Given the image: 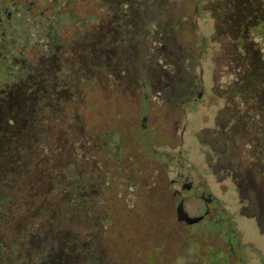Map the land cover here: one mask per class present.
<instances>
[{
	"label": "rangeland",
	"instance_id": "374dc122",
	"mask_svg": "<svg viewBox=\"0 0 264 264\" xmlns=\"http://www.w3.org/2000/svg\"><path fill=\"white\" fill-rule=\"evenodd\" d=\"M181 2L173 0L178 14ZM203 2L192 18L181 17L170 28L168 14L161 16L160 25L149 20L154 0H143L140 34L145 49L139 54L123 49L120 56L127 61L112 57L107 80L96 72L93 82L87 53L65 54L62 86L54 90L33 83L31 132L19 133L16 146L10 133L12 101L8 96L0 101V184L5 180L15 184L0 225V264H35L31 255L38 251L41 264H56L65 249L73 264H143L151 251L154 264H204L200 259L204 234L197 225L189 228L175 218L177 212L194 211L193 203L174 206L168 181L178 171L191 173L199 183L205 179L224 208L235 212L238 190L230 175L240 150L248 147L245 143H256L255 128L263 114L255 103H239L232 93L234 85L228 82L238 71L231 64L238 61L236 51L224 49L213 23L216 13ZM172 36L189 57L178 60L168 52ZM73 56L78 59L72 63ZM44 73L43 68L33 79L47 81ZM81 75L86 85L80 82ZM197 88L202 91L195 98ZM186 95L191 99L183 102ZM244 104L251 106L252 116L242 113L243 124L236 126V118L229 117L239 116ZM37 108L48 110L33 115ZM139 111L147 115L149 134L154 131L156 137L150 145L126 144L131 155L117 163L104 150L109 135L103 131L117 122L134 126ZM186 122L194 126L195 156L180 143ZM189 132L186 129L184 136ZM72 180L80 190L73 189ZM237 222L264 250L254 222L250 218ZM14 246L13 259L9 251Z\"/></svg>",
	"mask_w": 264,
	"mask_h": 264
},
{
	"label": "flooded vegetation",
	"instance_id": "af4514ba",
	"mask_svg": "<svg viewBox=\"0 0 264 264\" xmlns=\"http://www.w3.org/2000/svg\"><path fill=\"white\" fill-rule=\"evenodd\" d=\"M203 1L182 0L178 14L173 0H168V4L164 3L165 0H154L153 18H148L160 25L161 16L168 14L171 28L172 23L181 17L192 18L205 6ZM206 1L210 3L207 10L217 14L213 13V23L222 35L224 49L237 53L239 61L231 62L236 65V73L241 75V70L250 69L253 71L251 84L264 83V0ZM144 20L143 0H0V101L8 97L12 101L9 116L13 145L16 146L15 141L21 142L17 136L19 133L31 132L32 86L40 81L33 79L34 74L44 68V74L49 78L42 84L60 87L66 77L65 72L61 73L65 54L84 52L90 56L95 70L91 73L93 82L96 72L107 80L112 57L118 62L121 59L127 61L120 56L123 49H136L137 54L144 51L140 34ZM113 31L120 36L113 35V39ZM76 59L78 57H70L72 63ZM83 76L80 82L86 85ZM238 82L242 84L243 80ZM199 90L197 88L195 92ZM260 92H263L261 102L255 105L263 114L260 125L255 128L259 135H256L255 144L245 143L248 147L240 150L241 158L230 175L237 190L239 187L235 212L224 208L205 179L199 183L191 173L178 171L168 181L174 206L191 200L194 212L205 209L204 215L193 223L179 220L175 214L183 226L191 228L195 224L204 234L206 242L200 257L204 264H264L262 246L250 240L244 234L243 224L237 222L250 218L264 239V88ZM196 93L195 98H198L200 94ZM242 93L243 89L239 88L235 94L239 103L243 101ZM189 99L190 96L186 95L183 102ZM61 100L64 101L63 96ZM242 109L248 111V108ZM136 115L134 126H122L117 122L103 131L109 135L104 138V150L117 163L131 155V148H126V144L135 141L150 145L156 137L154 131L149 134L145 123L147 115L141 111ZM217 142L215 139L214 144ZM205 143L210 144L206 140ZM251 259L254 262L251 263Z\"/></svg>",
	"mask_w": 264,
	"mask_h": 264
},
{
	"label": "trees",
	"instance_id": "16d2710c",
	"mask_svg": "<svg viewBox=\"0 0 264 264\" xmlns=\"http://www.w3.org/2000/svg\"><path fill=\"white\" fill-rule=\"evenodd\" d=\"M217 15V14H216ZM163 33V32H162ZM164 40H165V37L163 38ZM168 42H169V44H170V47H169V51L168 52H173V53H175V59H178V60H181V59H184V58H186L187 57V55H188V57H189V54H188V51L187 50H183V49H179V47L176 45V44H174V41H173V36H172V39L171 40H167ZM179 53H182V54H179ZM185 53V54H184ZM235 57H236V59H238V57H237V53H235ZM238 61H239V59H238ZM156 74L159 76V77H161L162 75L159 73V71H156ZM240 74L241 75H238L237 73L236 74H234V81H232L230 84H229V86L230 85H234V91L232 92L233 94H236L237 93V90L239 89V88H242L243 89V93H242V99H243V101L244 102H250V104L252 103V101H253V104L255 103V105L259 102H261L260 100H261V96H263L262 94H263V92H260V90L261 89H263L264 88V83H262V84H256V86H254V84H251V81H252V79H251V77H253V71L252 70H250V69H247V70H241V72H240ZM156 75V76H157ZM239 79H242L243 80V82H242V84H240L238 81H239ZM38 85H42V83H40L39 81H38ZM43 86V85H42ZM47 87V86H46ZM52 89H54V90H57L59 87H56V86H52L51 87ZM38 89H42V88H38ZM236 90V91H235ZM235 92V93H234ZM176 96H177V94H176ZM177 98H178V96H177ZM45 102H46V100H44ZM62 103H63V105H64V103H65V100L64 101H62ZM42 106H44V105H42ZM45 107H47V106H45ZM59 108H61V107H59ZM243 108H248L247 110L248 111H246L245 109H241L242 110V112H241V114H239V116L238 115H236L235 113H233V115H234V117L233 116H230L229 117V119H231V118H236V120L234 121L235 123V125L236 126H238V125H241V124H243V122L241 121V116H242V113H245V112H248V114L250 115V116H252V108H251V106H245V107H243ZM47 109V108H46ZM45 109V111L41 108V109H36V111L35 112H32V114L34 115H38V116H40L41 114H42V112H47V110ZM240 110V111H241ZM227 114V113H226ZM225 114V115H226ZM35 117V116H34ZM258 124L260 125V122H258ZM245 127V126H244ZM231 129V128H230ZM248 143H253L252 141L250 142H248ZM7 169L8 168H6V169H4V172H7ZM72 186H73V189H77V190H80L79 189V186H78V182L77 181H75V180H72ZM238 185H239V181L237 180V182H236ZM14 183L12 182V180H5V181H3L1 184H0V225H2L3 224V220H4V218H5V216H6V212H7V210H8V205H9V202H10V198H11V194H12V191L14 190ZM71 187V186H70ZM238 190H239V187H238ZM22 191V190H21ZM75 194H76V191L74 192ZM74 197V196H73ZM76 198V197H75ZM90 237V236H89ZM6 250V249H5ZM9 252H11V256H12V258L14 259V253H16V249H15V246H14V249H12L11 248V251H9ZM42 255H41V253H40V251H38V252H35V253H32V255H31V257H32V259H33V261H34V263L35 264H41L42 263V257H41ZM154 256H155V253H154V251H151V252H149V253H147L146 254V256H144V261H143V264H154ZM59 257L61 258L60 259V261H59V263H56V264H73V262L71 261V254H69V252L65 249L64 250V253H63V255L61 254V252H60V255H59ZM18 259H20V258H18ZM18 259L17 260H14V261H18ZM21 260V259H20ZM90 261H92L93 262V260H90ZM202 263H203V261H201ZM164 264H169V263H164Z\"/></svg>",
	"mask_w": 264,
	"mask_h": 264
},
{
	"label": "water",
	"instance_id": "95a60500",
	"mask_svg": "<svg viewBox=\"0 0 264 264\" xmlns=\"http://www.w3.org/2000/svg\"><path fill=\"white\" fill-rule=\"evenodd\" d=\"M201 83L204 84V78L201 79ZM201 89L199 90V92L201 93ZM199 92H197L196 94H200ZM194 126L191 125L190 122H186L184 123V125L182 126L181 130H180V137H181V145L185 148V151L187 153H189L192 156L198 155V153H193L194 151H196L197 149V141L194 137ZM186 129L190 130V135L184 136V132L186 131ZM188 186V184L186 185ZM180 204V203H179ZM178 210V208H177ZM205 213V209H197L195 212L194 211H185V212H181V214L179 212L176 213V218L179 220H183L186 223H193L197 220H199Z\"/></svg>",
	"mask_w": 264,
	"mask_h": 264
}]
</instances>
